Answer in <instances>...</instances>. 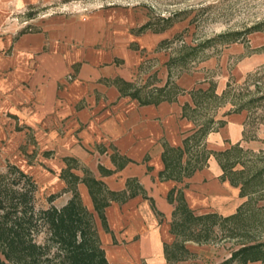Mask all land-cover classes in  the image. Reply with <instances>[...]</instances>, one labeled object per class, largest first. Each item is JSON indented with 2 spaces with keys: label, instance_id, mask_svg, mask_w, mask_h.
Here are the masks:
<instances>
[{
  "label": "crops",
  "instance_id": "1",
  "mask_svg": "<svg viewBox=\"0 0 264 264\" xmlns=\"http://www.w3.org/2000/svg\"><path fill=\"white\" fill-rule=\"evenodd\" d=\"M146 25L148 22L135 29V37L145 35ZM91 26L76 29L84 32L80 39L90 42L92 33H100ZM150 34L124 53L89 55L90 66L80 72L81 63L74 64L77 79L62 94V103L56 102L54 89L69 63L44 58L52 80L48 88H42L41 104L35 111L17 108L15 112L35 125L49 112L54 113L48 116L51 124L60 126L68 119L66 140L60 139L54 151L47 149L43 154L49 170L37 172L48 184V197L58 195L53 203L57 208L65 206L74 193L84 206L91 205L85 207L93 216L110 264H192L208 250L193 238L203 232L200 228L196 233L199 224L194 222L208 216L231 219L247 202L221 164L223 154L236 148L249 150L246 114L224 105L203 117V110L209 107L203 100L223 96L234 77L210 81L208 73L217 66L215 61L180 74L176 93L171 95V72L168 67L162 69L153 87L157 90H149L145 97L142 92L148 91L159 70L148 73L143 86L133 79L152 59L143 55L140 45L151 42L160 46L163 42L156 36L159 32ZM257 60L247 55L238 66V75L248 78ZM105 61L108 66L94 67ZM44 72L40 70L37 82L43 80ZM155 91L159 97L152 96ZM204 125L211 130L200 139ZM75 133L80 139L77 143ZM181 226L188 229L186 233Z\"/></svg>",
  "mask_w": 264,
  "mask_h": 264
},
{
  "label": "rangeland",
  "instance_id": "2",
  "mask_svg": "<svg viewBox=\"0 0 264 264\" xmlns=\"http://www.w3.org/2000/svg\"><path fill=\"white\" fill-rule=\"evenodd\" d=\"M147 22L145 35L135 37V29ZM85 24L100 31L90 35V42L80 39L84 32L77 31H84ZM151 32H159L156 36L164 43L140 45L144 47L143 55L152 59L133 79L143 86L148 73L159 70L148 91L142 94L146 97L149 90L156 89L153 87L162 69L168 67L171 72V95L176 93L180 74L199 70L210 61L217 62L208 73L210 81L234 77L223 96L203 100L209 107L202 115L208 118L224 105L233 106L235 111L244 106L250 148H236L224 161L234 165L232 177L240 185L264 169V0H0V173L11 163L33 176L39 185V209L49 207L50 189L37 171L49 170L43 154L47 149L54 151L60 139L66 140L69 121L64 119L60 126L51 124L48 116L54 113L49 112L35 125L15 111H35L41 104L42 88H48L52 80L44 58L69 63V70L57 78L54 89L56 102L62 103V94L77 79L74 64L81 63L80 72L90 66L89 55L124 53ZM247 55L258 60L252 74L241 78L237 69ZM187 56L184 63L178 61ZM106 61L94 67L108 66ZM41 69L45 71L43 80L37 82ZM152 96L159 97L156 91ZM19 136L22 138L17 140ZM74 137L76 143L80 141L77 133ZM246 193L247 202L235 217L224 220L208 216L194 222L199 224L196 233L200 228L203 232L193 238L203 242V248L208 250L192 264H263L260 260L245 263L244 257L232 259L237 251L256 244L263 246L264 253V174L250 182ZM84 204L90 209L91 205ZM186 227H180L183 233L187 232ZM207 229L209 232H205ZM46 238L43 229L37 241L43 244ZM0 264H8L3 256Z\"/></svg>",
  "mask_w": 264,
  "mask_h": 264
},
{
  "label": "trees",
  "instance_id": "3",
  "mask_svg": "<svg viewBox=\"0 0 264 264\" xmlns=\"http://www.w3.org/2000/svg\"><path fill=\"white\" fill-rule=\"evenodd\" d=\"M187 58L178 61L184 63ZM243 109L244 106L236 112ZM210 127L204 125L198 135L200 139L206 136ZM231 153L223 155L226 157ZM202 158H207L206 152H203ZM221 164L231 182L241 187L242 197L248 195L246 189L250 182L264 174L263 169L240 185L232 177L234 165L225 161ZM38 194L39 185L34 177L16 165L8 164L6 171L0 173V256L8 264H110L94 228L93 216L78 194L74 193L62 208L53 204L58 195H52L47 198L49 207L46 209L38 208ZM43 229L47 232V238L41 244L37 236ZM205 232H209V229ZM262 247L259 244L244 247L234 253L232 259L244 257L245 263L260 260L264 264Z\"/></svg>",
  "mask_w": 264,
  "mask_h": 264
}]
</instances>
